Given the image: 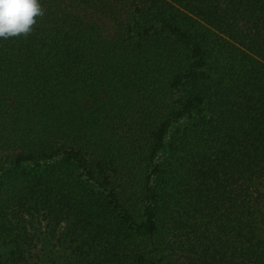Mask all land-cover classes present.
<instances>
[{
  "label": "trees",
  "instance_id": "1",
  "mask_svg": "<svg viewBox=\"0 0 264 264\" xmlns=\"http://www.w3.org/2000/svg\"><path fill=\"white\" fill-rule=\"evenodd\" d=\"M0 38V264H264V0H40Z\"/></svg>",
  "mask_w": 264,
  "mask_h": 264
},
{
  "label": "clouds",
  "instance_id": "2",
  "mask_svg": "<svg viewBox=\"0 0 264 264\" xmlns=\"http://www.w3.org/2000/svg\"><path fill=\"white\" fill-rule=\"evenodd\" d=\"M43 15L40 0H0V38L27 36Z\"/></svg>",
  "mask_w": 264,
  "mask_h": 264
}]
</instances>
